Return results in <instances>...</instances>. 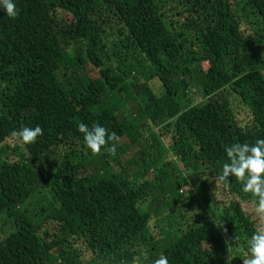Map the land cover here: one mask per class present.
<instances>
[{
    "label": "trees",
    "instance_id": "trees-1",
    "mask_svg": "<svg viewBox=\"0 0 264 264\" xmlns=\"http://www.w3.org/2000/svg\"><path fill=\"white\" fill-rule=\"evenodd\" d=\"M14 2L15 19L0 8V264H226L227 240L229 264H243L263 221L241 182L215 177L225 146L264 139V0ZM204 62L213 74L190 67ZM80 123L115 132L116 154L93 155ZM37 126L34 144L12 135ZM165 137L198 205L212 209L222 191L227 234L200 208L186 228L157 234L182 201L177 161L172 174L159 167ZM9 140L23 153H3ZM139 142L151 151L128 172L119 159ZM40 190L47 198L34 201Z\"/></svg>",
    "mask_w": 264,
    "mask_h": 264
},
{
    "label": "clouds",
    "instance_id": "clouds-1",
    "mask_svg": "<svg viewBox=\"0 0 264 264\" xmlns=\"http://www.w3.org/2000/svg\"><path fill=\"white\" fill-rule=\"evenodd\" d=\"M2 8L8 17L17 18L19 10L14 0H0ZM78 131L83 134L86 147L91 150L93 155L101 154V151L110 155L116 154V144L109 143L119 140L115 132L109 133L108 130L100 124H95L89 128L86 124L80 123ZM14 137H19L24 144H34L37 138L43 135V129L39 126L35 128L23 127L19 132H13ZM225 151L230 162L223 165L222 174L215 177V184H226L229 177H235L243 186L245 193H251L255 198V213L264 220V139H258L254 144L234 143L231 146H225ZM213 222L218 227H223L224 223L214 218ZM225 234L227 229L224 228ZM235 237V242L238 240ZM228 248V258L226 264H229L232 257V241H226ZM248 252L245 254L243 264H264V227L257 231L248 240ZM134 264H139V258L134 260ZM153 264H169L167 256L161 255Z\"/></svg>",
    "mask_w": 264,
    "mask_h": 264
},
{
    "label": "rangeland",
    "instance_id": "rangeland-1",
    "mask_svg": "<svg viewBox=\"0 0 264 264\" xmlns=\"http://www.w3.org/2000/svg\"><path fill=\"white\" fill-rule=\"evenodd\" d=\"M237 10L240 11L239 9H237ZM253 17L254 16H252L251 18L253 19L254 22H256V19ZM249 22H251V20H249ZM248 27H251V25L248 24ZM168 52L169 53H175V49H173V50L169 49ZM144 67L143 68L141 67L139 69H144V71L142 70V72H143L142 75L144 77H148L152 73L151 68L148 65H145ZM190 67L192 69H200L201 71H204L208 75L213 74L215 71V65L211 62H204L201 64H193V65H190ZM151 84H152V88L157 92V94L161 95L162 88H160V87L162 85V82H160L159 79L156 78V79H154V82H152ZM199 92H200V86L199 85L197 86L196 83L193 84L192 89H191V94L194 96H197L199 94ZM129 136L131 139L134 137H137V135L133 134V133H131ZM127 143L129 144L130 141L127 140ZM168 143H169V138H167V137L163 138L162 143L159 145L160 151L156 152L160 156L159 167H161V168L163 167L164 170H166L170 174H172L173 173V171H172L173 165H170V163L171 162L174 163L177 161L176 166L179 169V171L176 170V168L174 167L176 177L173 176L172 179L179 178L178 182L182 183V185H183V187H181V189H180V195L182 197V201L179 205L176 206L175 209H174V206L169 208L166 216L163 218L162 222L159 223V226L156 230L158 232L157 234H159L161 232L172 231V230L174 232V230H177L178 228L179 229L180 228L181 229L186 228L188 226V224L192 223V221L195 219L196 213L200 209L204 210V211H208V213L210 214V216L212 217L213 220H214V218H216V219H219L220 221H222L224 223V225H223V227H219V229L224 232V228H226V218H225V215L222 211V208H220V207H222V204H220V202L222 200H225V197L221 193L222 191L220 193H216L214 196L212 195V199H213V202L211 203L212 209L209 210L208 207L202 203L201 198L199 199L200 203H201V204H199L200 205L199 206L198 202L196 201V199L198 198V195L196 194L193 186L189 183L187 177L184 175L186 165L180 163L178 156L175 155L176 154L175 152L170 153V150L168 148ZM23 147L24 146L22 145L21 142H19L17 140H9L6 144H4V146L2 148V152L5 154H10L11 156H15L16 153L17 154L23 153V150H24ZM143 151L147 152L149 154L151 150L146 149L145 145L141 144V142L137 143L136 145H133L126 153L121 155V157L119 159L121 167L123 169L127 170L128 172H131V170L133 172H136L137 166L135 165V163L137 162L139 153L143 152ZM151 153L154 154V150ZM158 174H159V171L153 169L148 174V179L152 182H155L157 180ZM47 196H48V194H47L46 190H40L39 193H37V195L35 196L34 201H40L41 199H46ZM34 205H36V204H34ZM28 208L30 210H34V209H36V206H30ZM262 221H263L262 224L264 226V220H262ZM2 226H3V224L0 222V229L3 228ZM12 227L13 226L10 222H7V224H5V228L7 230H10V228L14 229ZM12 231L13 230H11L10 232H12ZM0 233H2L1 230H0ZM171 235L172 236L167 239L168 242H171L174 239H176L177 234L173 233Z\"/></svg>",
    "mask_w": 264,
    "mask_h": 264
},
{
    "label": "water",
    "instance_id": "water-1",
    "mask_svg": "<svg viewBox=\"0 0 264 264\" xmlns=\"http://www.w3.org/2000/svg\"><path fill=\"white\" fill-rule=\"evenodd\" d=\"M4 16V14L2 13V11H0V19Z\"/></svg>",
    "mask_w": 264,
    "mask_h": 264
}]
</instances>
